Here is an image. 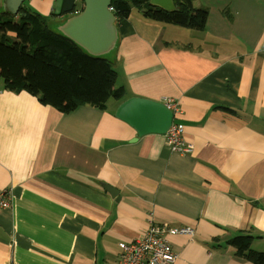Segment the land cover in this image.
I'll return each instance as SVG.
<instances>
[{
    "label": "crops",
    "instance_id": "1",
    "mask_svg": "<svg viewBox=\"0 0 264 264\" xmlns=\"http://www.w3.org/2000/svg\"><path fill=\"white\" fill-rule=\"evenodd\" d=\"M63 3L21 7L57 30L76 14ZM193 6L208 12L202 31L138 11L115 23L109 60L125 96L106 110L63 114L0 86V188L13 195L0 211V264H116L119 245L153 224L194 229L169 238L175 264H252L228 244L242 232L264 253V0ZM8 11L0 0V15ZM133 97L174 99L192 152L172 151L165 135L139 137L118 119Z\"/></svg>",
    "mask_w": 264,
    "mask_h": 264
},
{
    "label": "trees",
    "instance_id": "2",
    "mask_svg": "<svg viewBox=\"0 0 264 264\" xmlns=\"http://www.w3.org/2000/svg\"><path fill=\"white\" fill-rule=\"evenodd\" d=\"M76 1L63 0L62 11L78 12ZM175 3L178 7L175 12L154 6L151 0H113L111 7L120 25L133 11H138L150 21L205 29L208 17L205 9L195 8L193 0H175ZM117 78L111 60L87 54L54 30L39 13L21 7L17 15H0V79L5 90L26 92L63 114L85 105L106 110L109 100H121L125 96V90L116 87ZM253 239L242 232L228 244L234 247L237 256L252 264H264V253L251 248Z\"/></svg>",
    "mask_w": 264,
    "mask_h": 264
},
{
    "label": "water",
    "instance_id": "3",
    "mask_svg": "<svg viewBox=\"0 0 264 264\" xmlns=\"http://www.w3.org/2000/svg\"><path fill=\"white\" fill-rule=\"evenodd\" d=\"M24 0H6L8 13L17 14ZM80 13L66 19L57 31L74 41L87 54L94 57H111L118 45L116 18L110 7L113 0H82ZM151 4L166 12L178 10L175 0H151ZM116 117L134 128L138 136L165 135L172 126L175 115L161 101L133 97L124 101L116 111ZM113 195L114 189L104 186Z\"/></svg>",
    "mask_w": 264,
    "mask_h": 264
},
{
    "label": "built area",
    "instance_id": "4",
    "mask_svg": "<svg viewBox=\"0 0 264 264\" xmlns=\"http://www.w3.org/2000/svg\"><path fill=\"white\" fill-rule=\"evenodd\" d=\"M110 11L113 12L112 7ZM163 103L177 115L179 106L174 99L166 97ZM184 132L183 125L173 122L165 137L172 151L185 155L192 152V145L186 143ZM12 206V191L9 188H0V211L9 210ZM194 233L190 226L174 228L166 224H153L136 240L119 245L120 252L116 264H175L179 255L169 238L178 235L193 236Z\"/></svg>",
    "mask_w": 264,
    "mask_h": 264
},
{
    "label": "rangeland",
    "instance_id": "5",
    "mask_svg": "<svg viewBox=\"0 0 264 264\" xmlns=\"http://www.w3.org/2000/svg\"><path fill=\"white\" fill-rule=\"evenodd\" d=\"M78 4H79V6L84 7V3L82 2V0H80ZM111 12H112V11H111ZM3 83H4L3 79H0V86L3 85ZM110 101H113V99L110 100ZM174 122H175V121H174ZM176 124H178V123H176Z\"/></svg>",
    "mask_w": 264,
    "mask_h": 264
},
{
    "label": "bare ground",
    "instance_id": "6",
    "mask_svg": "<svg viewBox=\"0 0 264 264\" xmlns=\"http://www.w3.org/2000/svg\"><path fill=\"white\" fill-rule=\"evenodd\" d=\"M119 33V32H118Z\"/></svg>",
    "mask_w": 264,
    "mask_h": 264
}]
</instances>
